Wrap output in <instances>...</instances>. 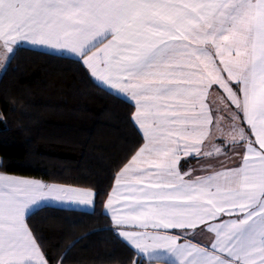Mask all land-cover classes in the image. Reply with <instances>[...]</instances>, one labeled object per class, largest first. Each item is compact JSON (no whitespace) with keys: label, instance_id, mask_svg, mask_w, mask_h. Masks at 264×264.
I'll return each mask as SVG.
<instances>
[{"label":"snow or ice","instance_id":"6c2138e0","mask_svg":"<svg viewBox=\"0 0 264 264\" xmlns=\"http://www.w3.org/2000/svg\"><path fill=\"white\" fill-rule=\"evenodd\" d=\"M22 43L75 55L132 103L143 143L104 208L133 264H264V0H0V65ZM229 151L239 166L181 171ZM98 195L0 174V264H51L27 212ZM197 229L214 236L202 244Z\"/></svg>","mask_w":264,"mask_h":264},{"label":"trees","instance_id":"16d2710c","mask_svg":"<svg viewBox=\"0 0 264 264\" xmlns=\"http://www.w3.org/2000/svg\"><path fill=\"white\" fill-rule=\"evenodd\" d=\"M132 103L76 58L19 46L0 77V171L94 189V211L45 206L28 217L51 264H133L104 212L114 174L142 143ZM144 264H147L145 260Z\"/></svg>","mask_w":264,"mask_h":264},{"label":"crops","instance_id":"0c3cea01","mask_svg":"<svg viewBox=\"0 0 264 264\" xmlns=\"http://www.w3.org/2000/svg\"><path fill=\"white\" fill-rule=\"evenodd\" d=\"M20 46H27V47H31V48H35V49H39V50H43V51H47V52H51V53H54V54L69 56V57H73V58L77 59V57L75 55H71V54H68V53H65V52H60V51H57V50H53L50 47H46V46H35L34 47V46H32L30 44H26V43H22ZM4 69H5V67L3 65H0V77H1ZM100 86H102V85H100ZM102 87H104V86H102ZM104 88L109 90V91H111V92H113V93H115V94H117V95H119V96H121V97H123V98H125V99H127V100H129V98L127 96H125L124 94H118L115 90H111V89H109L107 87H104ZM208 103L211 106L214 107L215 104H216V100L214 99V97L210 96L208 98ZM237 123H239V121H237ZM226 124H227V122L224 125H222V127H224L225 132H228L230 129L226 126ZM217 135H219V134H217ZM206 146H207V142H206ZM240 161H241L240 155L236 154V152L229 151L226 156L213 157L211 159H208V158H205V157H202V156L201 157H187V158H183L181 160V162H180V166H181V171H185V170H187L189 168L193 169L194 171H193L192 175H193V177H195V176L209 175V174H211L214 171H220V170H223L225 168L237 167V166H239ZM0 174H7L9 176L16 177V178H25V179L36 180V181H40V182L45 183V184H55V185H61V186H69V187H75V188H79V189H87V188H89V187H83V186L66 184V183H60V182H49V181H44L42 179L25 177V176H19V175L9 174V173H5V172H1V171H0ZM90 189H92V188H90ZM45 206H54V207L68 208V209H77V210H83V211H94L95 208H96V199H95L94 206H80V205L69 204V203L60 204L58 202L51 201V200L50 201H46V202H42L38 207L37 206H33L27 212V214H26L27 223L29 224L28 217L30 216L31 213H33L35 210H37V209H39L41 207H45ZM103 210L108 215V217L110 218L111 217V212L110 211L106 212L105 208H103ZM222 219L227 220V219H229V217L225 216V217H222ZM110 220H111V218H110ZM127 230H139V229H131V228H129ZM177 233H178V230H172V231H170L169 234L175 235ZM213 236H214V234L208 233L206 231L201 232L199 229H197V234L195 236V241H199L202 244H206V243H208L210 241V239L213 238ZM121 239L123 240V238H121Z\"/></svg>","mask_w":264,"mask_h":264}]
</instances>
